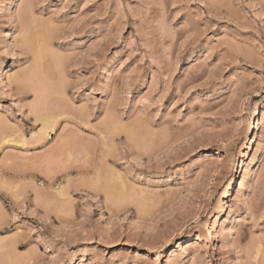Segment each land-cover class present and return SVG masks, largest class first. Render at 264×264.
<instances>
[{
    "label": "rangeland",
    "instance_id": "obj_1",
    "mask_svg": "<svg viewBox=\"0 0 264 264\" xmlns=\"http://www.w3.org/2000/svg\"><path fill=\"white\" fill-rule=\"evenodd\" d=\"M262 102L264 0H0V264H264Z\"/></svg>",
    "mask_w": 264,
    "mask_h": 264
},
{
    "label": "bare ground",
    "instance_id": "obj_2",
    "mask_svg": "<svg viewBox=\"0 0 264 264\" xmlns=\"http://www.w3.org/2000/svg\"><path fill=\"white\" fill-rule=\"evenodd\" d=\"M26 35H28V34H26ZM23 37V39L24 40H22V41H27L28 42V45H31V42H30V44H29V39L30 38H28V37H30V35H28L27 37L24 35V36H22ZM24 37H26V39L24 38ZM21 40V39H20ZM21 41V42H22ZM24 42H22L24 45H25V43ZM27 44L25 45V46H28ZM29 47V46H28ZM27 47V48H28ZM30 48V47H29ZM28 48V49H29ZM32 49V48H31ZM34 49V48H33ZM38 55V54H37ZM36 55V56H37ZM39 55H42V54H39ZM42 57V56H41ZM40 57L38 56L37 57V59H39ZM36 59V60H37ZM41 61V60H40ZM40 61H38V62H40ZM37 61H36V63H38ZM34 64V65H37V64ZM41 64V63H40ZM39 64V65H40ZM38 65V66H39ZM38 66H36V67H38ZM39 67H41V66H39ZM33 69H35L36 71H37V74H38V69H36L34 66H33ZM35 70H34V73H35ZM32 71V70H31ZM39 73H41V71L39 72ZM32 74H33V72H32ZM31 75V74H30ZM35 75V77H33V78H30V77H32V76H29V78H30V80H34V79H36V73L34 74ZM41 75V74H40ZM39 75V76H40ZM38 76V75H37ZM42 76V75H41ZM27 77V76H26ZM26 77H24L25 79H26ZM23 78V79H24ZM38 78V77H37ZM41 78V77H40ZM39 78V79H40ZM38 79V80H39ZM43 79V78H42ZM41 79V80H42ZM46 79V78H45ZM11 80V79H10ZM26 80H28V79H26ZM44 80V79H43ZM42 80V81H43ZM40 81V80H39ZM13 83H18V82H22V81H19L18 79H17V81H12ZM25 82V81H24ZM35 82H38L37 80L35 81ZM26 83V82H25ZM43 83V84H42ZM46 82L45 81H43V82H41L40 84H41V86H40V84L37 86V84L36 83H32V84H34V86L32 85H30L31 86V88H35V91H36V93H38L37 95H38V100L37 101H39L38 103H42V102H44L45 100L46 101H48L47 99H48V94H47V99H45V97H44V94H46V93H44V91H46L47 89L45 88V86H44V84H45ZM27 85H28V83H26ZM36 84V85H35ZM46 85H47V83H46ZM23 86H25V85H23ZM107 86V85H106ZM22 87V86H21ZM26 87H29V86H26ZM26 87H24V88H26ZM43 87V88H42ZM47 87V86H46ZM46 89V90H45ZM106 89H108L107 87H104V88H102V89H99V91H96V93L97 94H102ZM32 90V89H31ZM44 93V94H43ZM46 96V95H45ZM45 99L44 101H43V99ZM42 101V102H41ZM45 103V102H44ZM37 104V103H36ZM45 105H46V103H45ZM44 104H43V108H44V106H45ZM36 106V108L37 107H39V105H35ZM263 109H264V102H262V103H259V105L257 106V108L254 110V112H253V117L255 118V120L257 121V126H255V129H254V132H253V138H252V140H251V142H250V145H249V149H254L255 148V146H256V144H259V138H260V133H259V123H260V115H261V113H262V111H263ZM37 110H38V108H37ZM39 110L40 111H42L41 110V108H39ZM38 110V111H39ZM44 111V110H43ZM42 111V112H43ZM41 112V113H42ZM43 113H46V111L45 112H43ZM38 114V113H37ZM39 114H40V112H39ZM38 114V115H39ZM47 116H48V114H46ZM53 118H54V116L52 117V118H50V117H46L45 116V114H44V116L41 114L39 117L37 116V118H36V121H39V122H41L42 123V125H43V127L41 128V129H39V131L38 132H36V133H33V135H32V138L36 141L37 139L38 140H41V141H45V140H47L49 137H50V132L51 131H53L54 130V128H52V127H50V126H48V125H50V124H52V121L54 122V120H53ZM56 121V120H55ZM57 122V121H56ZM55 122V123H56ZM54 125V124H53ZM1 132V131H0ZM1 135H0V149L2 148V147H4V145H6L7 143H10L11 141H4V140H6V138L7 137H5V139L4 138H2V136H4V135H2V133H0ZM31 138V139H32ZM20 139V138H19ZM32 139V140H33ZM14 140V139H13ZM2 141H4V142H2ZM16 144H18V145H20V146H24V145H26L25 143H27V139L26 138H24V137H22L21 138V140H17V141H14ZM33 142V141H32ZM38 142V141H37ZM40 142V141H39ZM41 143V142H40ZM15 144V145H16ZM243 160H244V156L239 160V162L236 164V166H235V168H234V173H233V175H232V177L230 178V180H229V183H228V186H227V189L224 191V193H223V198L224 199H229L230 197H231V195H232V191H233V189H234V187L239 183V180H240V178H241V173H242V163H243ZM253 165V168H252V170L254 169V170H259L260 169V167H261V165H262V157L260 156V157H258L257 158V160L254 162V163H252ZM251 166V167H252ZM249 175V174H248ZM248 175H246V176H248ZM120 198H121V196H120ZM229 217H230V214L228 213V215H227V218H226V220H228L229 219ZM85 261V257H83V256H79V257H75V259L73 260V263L72 264H81L82 262H84Z\"/></svg>",
    "mask_w": 264,
    "mask_h": 264
}]
</instances>
